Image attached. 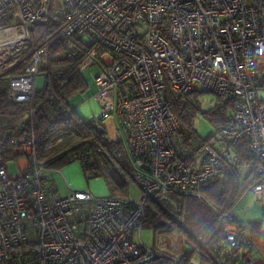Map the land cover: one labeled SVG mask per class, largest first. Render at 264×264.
<instances>
[{
	"label": "built area",
	"instance_id": "1",
	"mask_svg": "<svg viewBox=\"0 0 264 264\" xmlns=\"http://www.w3.org/2000/svg\"><path fill=\"white\" fill-rule=\"evenodd\" d=\"M0 0V78H8V103L28 102L38 67L53 39L75 35L93 47L79 67L89 70L101 125L112 119L126 146L137 201L46 186L45 162L32 133L6 138L14 158L0 148V264H157L166 256L134 237L147 201L168 202L239 160L241 139L256 164L249 190L264 198V0ZM102 51V54H99ZM25 56L23 71L11 72ZM83 79L85 80L84 76ZM86 82V81H85ZM87 84V83H86ZM89 88L86 85V89ZM191 92L234 98L231 121L201 146L183 140L171 99ZM82 96L84 94L81 93ZM84 97V96H83ZM61 139L44 143L51 149ZM24 158L14 175L9 165ZM221 227L232 251H244L247 224L231 212ZM264 233V207L262 219ZM179 264V259H174ZM184 264H199L189 260Z\"/></svg>",
	"mask_w": 264,
	"mask_h": 264
},
{
	"label": "trees",
	"instance_id": "2",
	"mask_svg": "<svg viewBox=\"0 0 264 264\" xmlns=\"http://www.w3.org/2000/svg\"><path fill=\"white\" fill-rule=\"evenodd\" d=\"M52 10L58 9L57 0H50ZM11 12L0 14V25L12 20ZM57 24H50L47 37L52 40L47 57L38 71L45 76L42 89H33L28 102L8 103L6 92L8 78H0V148L4 159L14 158L6 138L32 133L38 159L46 167H57L78 160L89 177H103L115 188H125L128 175L133 179V171L119 142L110 140L106 132L99 134L92 120H82L71 105V100L86 90V82L79 67L84 63L93 47H87L75 35L53 39ZM99 51V54H102ZM30 57L14 67L11 72L23 71ZM191 92L183 97L171 99L172 108L184 129L183 140L192 145L198 138L192 127L193 117L201 112L216 127L231 121L234 98L222 100L207 111H202L197 96ZM61 139L51 149L44 150V143L53 135ZM204 139L202 140V142ZM239 160L235 166L224 164L222 171L200 184L193 190L199 197L178 194V207L173 210L168 202L147 201L143 227L154 230L169 228L177 224L184 236V250L178 257L179 264L191 260L195 253L202 264H258L251 259L253 247L264 256V233L262 221L251 225V238L247 237L246 250L232 251L221 227L222 217L231 211L237 199L251 185L242 184L238 169L249 166L254 172L256 164L248 154V143L241 139L234 146ZM244 185V188H243ZM235 220V219H234ZM175 257H159L157 264H174Z\"/></svg>",
	"mask_w": 264,
	"mask_h": 264
},
{
	"label": "rangeland",
	"instance_id": "3",
	"mask_svg": "<svg viewBox=\"0 0 264 264\" xmlns=\"http://www.w3.org/2000/svg\"><path fill=\"white\" fill-rule=\"evenodd\" d=\"M83 76L85 78L86 83L88 84V87H90L91 89L84 97L73 98L71 100V104L72 105L80 104L78 107L81 106V108H83L81 110V113L83 112L82 113L83 116L86 118H91L92 115H98L100 110L99 107L93 108L91 104L90 106L87 105L88 107L85 106L87 102H83V101H85L86 97H90L92 93H94L95 88L93 87L94 83L92 79V74L91 73L88 74L86 70L83 73ZM44 84H45V76L43 73L39 72L38 75L34 78V84H33L34 89H42L44 87ZM197 99L200 103V107L202 111H207L209 108L213 107L218 101V98L215 95L207 92L198 94ZM103 124L106 129L105 131L107 137L112 141L118 142L119 134L117 132V127L114 121L112 119L104 120ZM192 127L196 131V134L198 136V138L192 139L191 146H195V147L201 146L202 140L203 139L205 140L210 135H213L216 131V127L200 111L194 115ZM123 144H124V140H123ZM17 166H18V160L14 161L9 165V172L11 175H14L16 173ZM49 168L54 169L55 167H49ZM249 170H250L249 166H243L238 169V177L240 182L244 181V178L247 175V173H249ZM125 178L128 181V184L127 182L125 184V189H126L125 193L124 192L121 193L122 191L116 190L115 192L118 195H114V196L123 197L131 201H137L140 196L139 188L137 187V185L131 179L130 176L126 175ZM81 190L85 191L86 189H81ZM86 191L91 192L90 190H86ZM192 192L196 193L193 189ZM177 196L178 195L172 197L171 200L168 201V203L172 205L173 210L177 209L179 204L178 202L179 200ZM240 200L236 203L237 206L235 205V207H238V205L240 204L239 205L240 207H238V213H241L242 224H246V222L248 221L263 219L264 198L261 203L254 198L253 193L251 192V194L247 196L244 200L241 201ZM134 239L136 242H138L144 247L153 248L155 250H158L159 252L165 253L166 255H171L175 258H178L185 249L184 236L182 235L181 230L177 224H171L169 228L159 229V230H154L151 227L144 226L139 232V238L137 237V234H135ZM251 253H252L251 259L253 260V262H256L258 264H264V256L256 246L253 247ZM192 258L193 260H197V253H195Z\"/></svg>",
	"mask_w": 264,
	"mask_h": 264
},
{
	"label": "crops",
	"instance_id": "4",
	"mask_svg": "<svg viewBox=\"0 0 264 264\" xmlns=\"http://www.w3.org/2000/svg\"><path fill=\"white\" fill-rule=\"evenodd\" d=\"M87 72H88V74L90 73L89 70H87ZM93 87L95 88V86H93ZM90 89H91L90 87L87 88L84 91L83 96H85L90 91ZM95 90H96V88H95ZM83 96H82V94H79L75 98H80V97H83ZM83 102H85V101H83ZM90 104L93 106V108L98 107L97 103L95 101H93V100L87 101L86 105L85 104L84 105L85 106H87V105L90 106ZM79 105L80 104L72 105V107H74V109H75L76 113L78 114V116L82 120H85V121L90 120V118H86V117L83 116V114H82L83 112L81 113V110L83 108H81V106L78 107ZM101 126L105 129V126H104L103 123L101 124ZM118 142L120 143V141H118ZM121 145L123 147L124 154L126 155L128 161H129L128 153H127L126 148H125L126 146L123 143ZM233 149H234V147H233ZM17 160H18V164L20 166L26 165V160L24 158H18ZM42 174L45 177H47L46 186L47 187H52L55 190V192L58 195H60V196H64V195L68 194L69 192H71L73 190H81V189L90 190L94 195H96L98 197H102V196H105V195L114 196V195H118L115 192L116 190L122 191L121 193H123V192L125 193V190H126L125 188L122 189V190H120L118 188H115L114 186L110 185L105 180V178H103V177H89V175L84 172V170H83V168H82V166H81V164H80V162L78 160H74V161H71V162H68V163H64L62 165H59V166L55 167L54 169H50L49 167H46ZM254 178H255L254 172H251L249 170V173H247V175L244 178V181L241 182V183L244 184V185L248 184L250 181L253 182ZM125 180H126V182L128 184L127 179H125ZM244 185H243V188H244ZM249 187H250V185L248 186V188L239 197L241 200H244L247 196H249L251 194V192L249 190ZM120 196H122V195H120ZM185 196L199 197V196L191 194V193L185 194ZM239 198L235 202V204L232 207L230 212L232 213V215H233V217H234L236 222L242 223L241 213H238V207H240L239 206L240 204L238 205V207H235L236 203L240 200ZM261 221L262 220L260 219V220L246 222V224H247L246 236L249 239L251 238V225L254 224V223H260ZM191 260H193V258H191ZM193 261L196 262V263L202 264L200 261H198V259L197 260H193Z\"/></svg>",
	"mask_w": 264,
	"mask_h": 264
},
{
	"label": "water",
	"instance_id": "5",
	"mask_svg": "<svg viewBox=\"0 0 264 264\" xmlns=\"http://www.w3.org/2000/svg\"><path fill=\"white\" fill-rule=\"evenodd\" d=\"M94 128L99 134H103L105 132V129L101 125L94 124Z\"/></svg>",
	"mask_w": 264,
	"mask_h": 264
}]
</instances>
